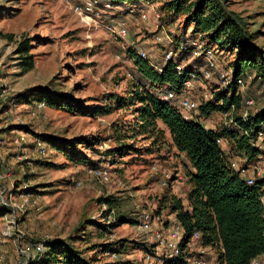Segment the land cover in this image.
<instances>
[{"label": "rangeland", "instance_id": "obj_1", "mask_svg": "<svg viewBox=\"0 0 264 264\" xmlns=\"http://www.w3.org/2000/svg\"><path fill=\"white\" fill-rule=\"evenodd\" d=\"M76 1L0 0V264H34L25 246L46 239L64 240L93 264H160L171 252L166 241L175 222L167 199L174 195L186 204L191 167L170 144L168 132L162 139L140 133L139 104L129 95L138 78L131 51L156 65L171 51L176 62L199 76L181 91L196 102L232 82L229 61L238 51L206 46L184 15L168 19L161 8L168 0L96 3L94 20L74 10ZM222 1L264 49V0ZM119 19L123 37L109 30ZM196 39L213 51L209 79L200 75L203 60L179 57ZM23 40H29L27 55L33 60L26 71L20 65L23 54L15 53ZM245 80H238L242 114L264 106V83L250 75ZM41 88L66 96L72 106L39 107ZM227 122L218 113L204 120L208 127ZM56 142L68 144L72 159ZM257 146L254 179L264 177V134ZM181 238L182 232L177 242ZM114 242L116 250L104 248ZM200 245L191 242L186 254L198 255ZM204 248V258L213 264L215 248Z\"/></svg>", "mask_w": 264, "mask_h": 264}, {"label": "trees", "instance_id": "obj_2", "mask_svg": "<svg viewBox=\"0 0 264 264\" xmlns=\"http://www.w3.org/2000/svg\"><path fill=\"white\" fill-rule=\"evenodd\" d=\"M110 1L121 4L137 0ZM161 8L170 20L184 15L192 26V33L205 39L206 46L223 50L236 48L238 52L229 61L232 82L224 88L218 87L209 99L197 102L196 107L197 114L204 119L213 113L230 112L228 119L233 122L208 128L198 121L185 119L178 106V98L190 71L183 67L184 71L179 74L175 69L179 63L175 59L156 65L129 49L138 73L129 95L132 103L139 104L137 125L140 133H151L154 137L160 135L162 139L168 132L170 144L184 154L191 167L186 173L190 184L186 204L174 195L167 199L174 223L181 227L180 254L172 259L164 255L160 264H189L187 258L194 256L187 255L185 250L194 241H200L201 247L215 248L217 264H250L252 259L264 255V177L253 178L252 184H247L251 175H244L243 171L261 154L257 131L264 124V106L255 112H247L244 120L242 110L245 103L237 80H245L250 75L252 81L264 83V49L253 42V33L248 31L242 17L227 10L222 0H168L161 4ZM28 47L29 40L20 41L15 52L23 54L20 65L24 71L33 66L32 57L27 55ZM179 52L180 58L191 57L189 47ZM157 66L162 70L158 71ZM160 88L173 91L175 97L163 98ZM37 93L39 101L48 107L72 106L66 96L44 88L38 89ZM159 124L163 127L160 128ZM220 139L227 140L229 153L243 161L239 169L233 167L221 149ZM56 148L72 159L73 154L68 152L66 142H56ZM103 202L109 207L112 205V199L108 197ZM195 232L198 238H193ZM40 242L42 240L26 245L30 247L34 264H93L64 240L46 239L43 251L37 253L35 245ZM117 244L107 243L104 248L116 250Z\"/></svg>", "mask_w": 264, "mask_h": 264}, {"label": "built area", "instance_id": "obj_3", "mask_svg": "<svg viewBox=\"0 0 264 264\" xmlns=\"http://www.w3.org/2000/svg\"><path fill=\"white\" fill-rule=\"evenodd\" d=\"M96 3H102L105 7H110V1L109 0H77L75 2V4H73V7H74V10L76 12L80 13V15L84 19L94 20L95 18L99 17L98 11L95 8ZM129 10L132 12L134 9L132 8V6H130ZM117 23L118 24H117L116 28H114L115 26H113V27H110L109 30H111L117 36L123 37L126 33L124 20L119 19V21H117ZM186 47H189L192 58L201 59L204 61V63L206 64V67L200 72L201 73L200 75L205 79H209L212 76L211 71H212V68L214 67L213 51L210 48L205 47V45L202 42H200L198 39L191 41L189 46H184V47H182V49H185ZM142 57L145 58L144 54H142ZM172 58H173V56L171 54V51H168L166 53V55L164 56L163 60L168 61ZM175 69H176L177 73H179V74L184 71V68L181 64H177L175 66ZM157 70L161 71L162 69L160 66H157ZM198 77L199 76L197 73L190 72L188 78H186V80L184 82V86L189 85L191 83L190 80H193V79L198 78ZM238 80H237V83L240 82ZM160 90H162V93H163L162 96L165 99H171V98L175 97L174 92L169 90V89L160 88ZM249 104H251L250 100L247 101V105H249ZM44 105L45 104L43 102L39 103V107H42ZM178 106L181 109V111H183L182 113H183V117L185 119H192L194 121H198V122L202 123L205 127H207L203 121L204 120L203 117L199 116L197 113L191 114L192 111H196V107H197L196 101L189 98L188 96H185V94H182L178 98ZM188 112H190V113H188ZM229 114H230V112H225L222 114V116L229 123H232L233 120L228 119ZM246 116H247V111L242 114V117L244 120H246ZM263 134H264V124H263V127L257 131V136L260 137ZM232 165L234 168L239 169V166H237L236 163H232ZM95 173L99 176L106 178V172L105 171H100L98 169H95ZM246 182H247V184H252L253 177H251V176L248 177ZM148 218H149V215L145 214V220L146 221L143 222V225L145 227H147V219ZM180 232H181L180 224L174 223V227L170 231V235L172 238L170 240L166 241L167 248L171 250V252L166 255V257L169 259L175 258L180 254V250H179V246H178L179 242H177V237H178V234ZM156 234H157V238L159 240H161L162 235L159 233H156ZM193 238H198V234L196 232L193 234ZM43 249H44V241L35 245V251L37 253L42 252ZM25 251H26V253H28L30 251V247L26 246ZM205 254H206V249L204 247H201L198 255L194 256L193 258H187V262L189 264H208L209 261L204 258ZM0 261H1V257H0ZM213 264H217L216 259L213 260ZM250 264H260V261L258 258H254V259H252Z\"/></svg>", "mask_w": 264, "mask_h": 264}, {"label": "crops", "instance_id": "obj_4", "mask_svg": "<svg viewBox=\"0 0 264 264\" xmlns=\"http://www.w3.org/2000/svg\"><path fill=\"white\" fill-rule=\"evenodd\" d=\"M183 112V111H182ZM188 113H190V112H188ZM194 113H197V112H191V114H194ZM220 115V117L222 118V115L221 114H219ZM211 117V116H210ZM210 117H208L207 119L208 120H210ZM206 119V120H207ZM205 120V119H204ZM203 120V121H204ZM225 123V122H224ZM208 127V126H207ZM208 128H214V127H208ZM219 144H220V147H221V144L224 146V148H221L226 154H227V156H228V160L231 162V163H236V162H234L233 160L235 159V160H237V163H239V162H241V159L240 158H237V157H235V158H233V155H232V153H229V144H228V142H227V140H225V139H220L219 140ZM226 150V151H225ZM235 156V155H234ZM233 158V159H232ZM236 163V164H237ZM258 163H259V160H255V161H252V162H249L248 164H247V169H244V171H243V174L245 175H250V173L252 172V173H255L257 170H258ZM239 166V165H238ZM242 165L240 164V167H241ZM262 202H263V204H264V195H263V197H262ZM259 260H261L262 261V264H264V255H260V256H258L257 257ZM210 262V261H209Z\"/></svg>", "mask_w": 264, "mask_h": 264}]
</instances>
